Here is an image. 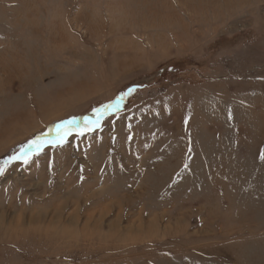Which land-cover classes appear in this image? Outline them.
<instances>
[{
    "label": "rangeland",
    "instance_id": "rangeland-1",
    "mask_svg": "<svg viewBox=\"0 0 264 264\" xmlns=\"http://www.w3.org/2000/svg\"><path fill=\"white\" fill-rule=\"evenodd\" d=\"M176 1L0 0V212L46 213L0 264H264V0L161 23Z\"/></svg>",
    "mask_w": 264,
    "mask_h": 264
},
{
    "label": "bare ground",
    "instance_id": "bare-ground-1",
    "mask_svg": "<svg viewBox=\"0 0 264 264\" xmlns=\"http://www.w3.org/2000/svg\"><path fill=\"white\" fill-rule=\"evenodd\" d=\"M150 1V0H149ZM164 1V0H163ZM223 1V0H222ZM144 2V1H143ZM184 3V5L182 3ZM156 3V2H155ZM159 3V1L157 2ZM169 3V2H167ZM144 4V3H143ZM218 3L214 0H177L176 3H175V7H179L181 8L180 9V14L179 12L178 13H172V15H168V16H165V17H162L161 20H160V16H159V20L161 23H179V22H182V18L181 16L185 17L187 19L188 22H191V23H195V20L198 18V16L200 15H203V13L211 10L214 12L215 10V5H217ZM145 5V4H144ZM147 5V4H146ZM160 5V4H159ZM161 6V5H160ZM170 3H169V7H170ZM208 6V7H207ZM137 7V6H136ZM106 8H108V6H106ZM140 9V8H139ZM149 9V8H148ZM151 9V8H150ZM149 9V10H150ZM138 11V10H137ZM152 11V10H151ZM150 11V12H151ZM182 11V12H181ZM188 11L190 12V16L186 15L185 12ZM133 13V11H131ZM148 12V11H147ZM164 12V10H163ZM125 13V12H124ZM130 13V12H129ZM142 13V12H141ZM135 16L137 15V13H134ZM162 15V14H161ZM178 15H181V16H178ZM194 15V16H193ZM145 16V15H144ZM149 17V16H148ZM151 17V16H150ZM156 17V16H155ZM154 17V18H155ZM128 18V17H127ZM141 18H143L141 16ZM145 18V17H144ZM143 18V19H144ZM130 19V18H129ZM140 19V16L137 18V19H134V22L139 20ZM147 21V20H146ZM152 21V20H151ZM158 21V23H160ZM138 23V22H136ZM143 23V22H141ZM202 26V25H201ZM14 117V116H13ZM24 120V119H23ZM10 121V120H9ZM14 122V121H13ZM20 122V121H19ZM22 122V121H21ZM26 122V121H25ZM3 123V122H2ZM18 123V121H17ZM10 124V122H9ZM1 125V124H0ZM14 125H16V123H14ZM19 126V125H18ZM14 131V130H13ZM7 132V131H6ZM14 133V132H13ZM10 137V136H9ZM25 186V185H24ZM37 186V185H36ZM38 196V195H37ZM40 196V195H39ZM61 202V201H60ZM58 205H61V204H58ZM56 205V208L55 211L56 212H60L61 210V206H58ZM7 207V206H6ZM66 208V207H65ZM10 211V210H9ZM13 211V210H12ZM43 211V209H42ZM64 213V212H63ZM54 214H59V213H54ZM51 216H53V214H51ZM54 216H58V215H54ZM71 215L68 218V223L69 224H77L78 221H73L71 220ZM44 218H46V213L43 212V213H37L35 215H30L28 217H24L22 216V213H16V215H13L11 216L10 214H6L4 212H0V237L4 239H8L12 237V239H9L10 242H12L13 244L16 245V243H18L17 241H14L16 237H18L19 235L21 234H25L26 232H29L33 229H39L40 226H39V223L41 222H44ZM88 219H86L87 221L84 223H82V228H85V229H90L89 227H93L92 228V231H94L95 229H98V226L99 224L95 223V222H91V219L93 220V218L88 215L87 216ZM76 219V217H75ZM6 220H9V223L8 224H5ZM52 219L50 218V221L48 223V225L46 226L47 227V230L49 232L54 233L55 235H59V236H62L64 237V239H67L68 237L69 238H72V241L76 242L77 243V238L74 237L73 233L72 232H68L66 231V229L62 228L61 226V220H58L56 221L57 224L53 223V221H51ZM27 221V223H26ZM38 224V225H37ZM11 229H7L9 227H11ZM39 226V228H37ZM85 229H83L84 231H86ZM84 233V232H83ZM83 233H79V235H81V237L85 238V239H88L86 237H91V232H89L88 234H83ZM26 234H29V233H26ZM38 234H41V233H38ZM30 235V234H29ZM86 237H85V236ZM46 236V235H45ZM49 238V237H48ZM50 240V239H48ZM55 240V239H54ZM53 240V241H54ZM58 241V240H56ZM88 242V240H86ZM20 242V241H19ZM68 242V240H67ZM74 243V244H76ZM77 245V244H76ZM67 247V246H65ZM64 246H62L61 248H65ZM53 252V251H52ZM50 253V252H47V251H44L43 252V255L45 254H50V255H53V253ZM55 253H58V251H56ZM56 256H58V254H55ZM55 256V257H56ZM66 258V257H64ZM64 258H62V260H64ZM44 260V259H43Z\"/></svg>",
    "mask_w": 264,
    "mask_h": 264
},
{
    "label": "snow or ice",
    "instance_id": "snow-or-ice-1",
    "mask_svg": "<svg viewBox=\"0 0 264 264\" xmlns=\"http://www.w3.org/2000/svg\"><path fill=\"white\" fill-rule=\"evenodd\" d=\"M124 97L121 96L117 98L114 103L104 105L102 108L93 110V118L84 117L83 121L76 119H69L62 121L59 124H56L54 128L50 129L49 132L44 133L42 136H38L35 139L29 140L27 144L19 149V153L10 157L8 160L4 161V165H8L12 160H17L23 158V162L27 163L31 155L41 151L46 144H51L52 147L57 145H62L66 142L67 137L71 134L73 128L79 129L77 132L78 135H83L85 131H92L94 128L100 126L101 118L104 117L107 113L112 112L113 110H118L121 102ZM81 123L83 127L81 128ZM51 135L53 139L46 140L44 137ZM27 154V155H25ZM264 159V155L261 157ZM5 171L4 167H0V175Z\"/></svg>",
    "mask_w": 264,
    "mask_h": 264
}]
</instances>
